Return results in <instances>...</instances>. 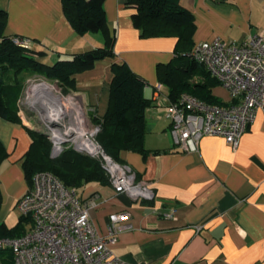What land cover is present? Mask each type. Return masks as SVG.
Listing matches in <instances>:
<instances>
[{"label":"crops","instance_id":"0c3cea01","mask_svg":"<svg viewBox=\"0 0 264 264\" xmlns=\"http://www.w3.org/2000/svg\"><path fill=\"white\" fill-rule=\"evenodd\" d=\"M126 3L105 0L107 22L116 36L117 60L146 80L144 97L151 106L144 141L148 153L124 151L121 158L139 180L152 184L155 196L136 202L116 193L111 183L86 185L79 192L84 201L97 200L91 211L95 226L107 236L110 215L130 212L131 229L113 247L134 264H264V110L257 112L236 149L222 137L205 136L198 151L178 150L166 116L169 89L157 70L172 61L178 39L141 38L132 20L135 11ZM180 3L194 15V45L217 38L239 44L264 32V0ZM0 10L8 13L6 35L29 38L33 48L47 52L48 64L105 43L101 34L75 31L63 0H0ZM112 77L110 61L76 76V92L92 120L102 119L109 109ZM26 127L0 118V141L10 154L0 169V223L31 188L20 165L32 142ZM167 213L174 216L167 218Z\"/></svg>","mask_w":264,"mask_h":264},{"label":"built area","instance_id":"2783aa9c","mask_svg":"<svg viewBox=\"0 0 264 264\" xmlns=\"http://www.w3.org/2000/svg\"><path fill=\"white\" fill-rule=\"evenodd\" d=\"M13 41L32 47L26 37L15 36ZM190 55L228 91L234 103L213 105L188 93L170 102L166 116L171 122L174 144L182 152H196L205 136H217L236 149L257 112L264 110V32L239 44L218 38L200 42ZM41 83L52 87V95L40 96L39 102L32 104L29 91ZM63 91L57 81L41 79L29 83L24 95L27 105L41 109L42 122L37 128H29L47 136L52 157L72 148L101 162L116 193L136 202L153 199L152 184L139 180L132 167L114 160L98 142L101 126L92 122L83 96ZM22 112L20 107V116L26 123ZM96 206L95 198L84 201L78 188L68 187L50 172H39L17 204L22 216L31 220L30 228L21 237L0 239V250L10 248L16 264H134L117 256L113 247L121 233L131 229V213L110 215L108 235L102 236L91 217ZM165 216L172 218L174 214Z\"/></svg>","mask_w":264,"mask_h":264},{"label":"trees","instance_id":"16d2710c","mask_svg":"<svg viewBox=\"0 0 264 264\" xmlns=\"http://www.w3.org/2000/svg\"><path fill=\"white\" fill-rule=\"evenodd\" d=\"M105 0H63V7L69 22L80 36L101 34L105 39L103 47L73 54L68 59L47 64L41 59L46 51L33 47H22L14 43L18 35H6L8 13L0 10V118L15 124H22L20 105L26 79L31 75L43 76L57 81L67 92L77 91L76 76L94 69L103 61H110L112 80L110 105L102 119L93 117L101 126L98 142L114 160L124 163V151L147 154L145 136L147 133V111L151 102L144 97L148 84L124 61L117 60L116 36L111 32ZM127 8L134 9L132 20L140 31L141 38L175 37L178 39L175 55L168 64L158 66V77L169 89L171 103L182 94H191L209 104L227 106L234 101H223L213 92L221 86L212 78L206 68L195 60L190 52L194 47L196 31L193 13L183 7L180 0H127ZM199 79V80H198ZM31 145L24 156L23 171L32 186L33 177L39 172H50L68 187L82 188L91 183L110 184V179L101 162L72 148L65 149L58 157H52V144L47 136L26 127ZM10 154L0 141V169ZM2 191L0 188V211ZM31 220L21 216L18 223L9 228L0 223V239H15L27 232ZM13 252V251H12ZM11 251L0 250V264H16Z\"/></svg>","mask_w":264,"mask_h":264},{"label":"rangeland","instance_id":"374dc122","mask_svg":"<svg viewBox=\"0 0 264 264\" xmlns=\"http://www.w3.org/2000/svg\"><path fill=\"white\" fill-rule=\"evenodd\" d=\"M103 46H101V47H103ZM44 58L45 57H43L41 59L42 62H45ZM52 64H54V63H52ZM41 79L45 80V81H49L45 77L39 76V75L28 76L27 79H26V82H25L26 86L24 87V91H23L21 99L19 101L20 107L23 110V112H22L23 118L25 119L28 127L37 128L38 125L42 122V117H41V111H40L41 109H40V107L27 105V103L25 102V99H24L25 98L24 95H26L25 93H26L27 87L29 86V83H31L33 80H41ZM214 94L216 96H218L223 101H227L230 98V95H229L228 91L222 86H217L215 88V90H214ZM29 118H31V120H29ZM23 122H24V120H23ZM23 161H24V159H22L21 162H20L21 166L23 165ZM21 216H22L21 211L18 209L17 206H15L14 208H12V210L10 212H8L6 214V216H4L5 224L9 228H12L18 223L19 218ZM29 228H30V224L27 223L26 229L28 230ZM5 250H8V251L12 252V250L10 248H7Z\"/></svg>","mask_w":264,"mask_h":264},{"label":"bare ground","instance_id":"6f19581e","mask_svg":"<svg viewBox=\"0 0 264 264\" xmlns=\"http://www.w3.org/2000/svg\"><path fill=\"white\" fill-rule=\"evenodd\" d=\"M52 91V87L47 83L35 84L29 91V102H31L32 104L38 103V99L40 96H42V98H50L52 95Z\"/></svg>","mask_w":264,"mask_h":264},{"label":"water","instance_id":"95a60500","mask_svg":"<svg viewBox=\"0 0 264 264\" xmlns=\"http://www.w3.org/2000/svg\"><path fill=\"white\" fill-rule=\"evenodd\" d=\"M41 134L45 135L44 133L40 132ZM46 136V135H45Z\"/></svg>","mask_w":264,"mask_h":264}]
</instances>
